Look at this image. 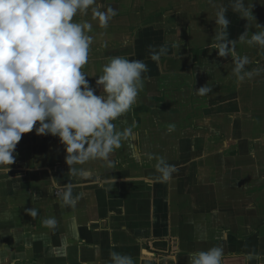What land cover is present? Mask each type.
I'll list each match as a JSON object with an SVG mask.
<instances>
[{
    "label": "crops",
    "instance_id": "crops-1",
    "mask_svg": "<svg viewBox=\"0 0 264 264\" xmlns=\"http://www.w3.org/2000/svg\"><path fill=\"white\" fill-rule=\"evenodd\" d=\"M247 3L256 18L250 36L256 22L264 27V0ZM214 12L208 0H95L74 17L91 25L83 71L97 95L110 57L148 66L135 105L113 122L131 135L109 162L67 163L58 136L25 134L11 170L0 169V264H110L113 251L134 264H188L213 246L223 249L222 264H264V49L237 40L248 22L229 8L237 42L221 58L209 47ZM161 45L168 53L153 62L149 46ZM237 56L252 72L240 83ZM160 157L176 169L168 182L155 167ZM65 185L73 204L63 200ZM50 218L54 228L43 223Z\"/></svg>",
    "mask_w": 264,
    "mask_h": 264
},
{
    "label": "clouds",
    "instance_id": "clouds-1",
    "mask_svg": "<svg viewBox=\"0 0 264 264\" xmlns=\"http://www.w3.org/2000/svg\"><path fill=\"white\" fill-rule=\"evenodd\" d=\"M208 2L215 9L217 25L209 47H214L221 58L227 57L237 42L229 38V8L248 22L237 40L264 49V27L256 22L259 30L251 31L249 36L250 19L256 21L254 5L245 6V0H227V5L224 0ZM94 3L0 0V169L7 173L15 163L17 145L34 128L37 136L59 137L66 147L67 163L90 158L109 162L110 154L121 147L122 138L131 135V129L116 131L113 122L135 105L149 69L142 59L110 57L96 80L97 88L102 89L100 95L96 94L83 71L92 44L88 34L91 25L74 21ZM92 11L105 16L95 8ZM149 52V59L158 63L168 49L164 45L158 50L149 46ZM249 63L247 56L233 60L237 83L251 78L252 72L246 69ZM210 91L207 85L196 92L203 96ZM173 128L169 125V131ZM155 167L162 182L170 181L176 171L163 157L157 159ZM65 189L64 202L73 204L71 185H65ZM29 212L35 215L32 209ZM43 223L49 228L56 226L54 218ZM222 257L223 249L213 246L191 253L188 264H222ZM110 264H134V259L113 251Z\"/></svg>",
    "mask_w": 264,
    "mask_h": 264
},
{
    "label": "water",
    "instance_id": "water-1",
    "mask_svg": "<svg viewBox=\"0 0 264 264\" xmlns=\"http://www.w3.org/2000/svg\"><path fill=\"white\" fill-rule=\"evenodd\" d=\"M157 242V241H156ZM151 248L152 249H154V247H153V244H151ZM159 252H162V253H164V254H169V253H171L172 251L174 252V250H173V248L170 246V247H166V249L164 248V249H160V250H158Z\"/></svg>",
    "mask_w": 264,
    "mask_h": 264
},
{
    "label": "built area",
    "instance_id": "built-area-1",
    "mask_svg": "<svg viewBox=\"0 0 264 264\" xmlns=\"http://www.w3.org/2000/svg\"><path fill=\"white\" fill-rule=\"evenodd\" d=\"M59 193V192H58Z\"/></svg>",
    "mask_w": 264,
    "mask_h": 264
}]
</instances>
